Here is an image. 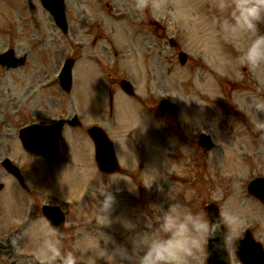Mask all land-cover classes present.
I'll list each match as a JSON object with an SVG mask.
<instances>
[{
  "label": "rangeland",
  "instance_id": "374dc122",
  "mask_svg": "<svg viewBox=\"0 0 264 264\" xmlns=\"http://www.w3.org/2000/svg\"><path fill=\"white\" fill-rule=\"evenodd\" d=\"M33 2L36 11L28 8V0H0V52L13 47L19 54L23 51H29L31 57L45 58V61L40 64L41 69L36 72V76L34 72L29 71L32 68L30 62L23 69L13 71L11 75L0 70V132L4 131L2 135L6 136L7 139H3L4 149L8 147V141L12 143L14 140H18V132L23 126L35 121L31 112L34 105L28 99V95L33 89H39L37 81L39 82V80L57 71L64 50L65 41L61 32L57 31L51 23L50 17L42 9L39 1L33 0ZM220 3L221 0H145L144 4H134L133 10H138V6L140 11L141 9L144 10L147 5L145 9L146 19L149 21L153 19L162 24L169 36H174L184 49L189 48L188 50L192 52L191 56L196 57V55L203 53V55L207 54L210 59L213 58L212 63L210 60L208 61L215 72L211 75V72L209 74L206 69L197 67L200 72L195 80L190 81L192 80L190 73L179 71L178 69L181 67L176 64L175 68L170 67L171 70L166 69L164 71L167 77L166 81H162L161 76H159V85L162 87L163 84L165 88L164 94L167 95L169 89L173 87L171 93L178 97L174 101L180 103V101L185 100L191 102V106L189 108L184 107V112L190 110L187 112V116L178 109V115L175 117V123L171 129L170 126L161 122L162 125L158 133H155L154 119L145 112L134 108L140 105L137 101L124 96L116 99L113 114L117 122L121 123L125 119L128 120L125 115L128 110V113L135 119L121 129L114 131L111 129L109 132L114 134V141L117 140L116 150L118 154L120 153L119 146L123 147L124 153L119 154L121 166L125 172L134 168L131 172L134 173L136 179V182L132 183L128 180L127 175L120 174L119 179L110 184V190L116 195V201L111 210V225L118 232L120 239L115 238L118 242L127 243L128 238L134 232L144 230L146 218L151 216L154 218L156 215V210L152 206L162 204L167 207L169 196H171L173 199L180 200L194 208L204 209V205L208 202H217L222 214L225 211H233L241 216V223L235 228L226 224L228 231L236 233V238L241 237L242 229L246 225H252L255 237L264 243V205L261 202L250 201L255 199L247 194L249 182L257 175H264V134L259 136L253 131L255 125L264 124V111H258L253 106L254 101L258 98L264 99V64L251 67L247 64H240L236 60L240 47L247 43L249 37L247 35L234 37L223 29L221 20L227 14V10L221 9ZM193 4L195 6L191 9ZM103 9L99 8L90 12L100 17H106L107 20H109L107 15H112L115 18H113L112 31L118 48L123 49L125 47H121L123 43L132 44L136 42L138 45L133 52H129L131 53L130 61H135L128 67L131 69L130 71L135 69V72L129 75H132L136 81L138 87L136 93H139L140 96L147 95L146 98L149 100L146 104L151 110H154L151 108L152 103L150 101L152 98L156 99L162 90L157 91L154 80L149 81L147 69L139 70L143 58L139 49V42L145 41L144 43L150 44V38L156 34V29L149 26V33L145 39L142 37L145 35L138 34V29L133 27L130 22L120 21L115 12L111 13L108 9L105 11ZM185 9L187 12L184 11ZM189 10L191 11L189 12ZM72 13L75 14L73 8ZM258 27L260 31L264 32V22H260ZM168 35H166L167 38ZM194 36L197 37L193 38ZM46 48L47 52L43 55L42 51L44 52ZM164 49L166 52H171L166 43ZM122 51L120 50L121 54ZM152 51L155 50L152 49L149 56L156 55ZM167 63L168 61H163V67ZM190 64L191 68L195 66L191 62L187 67L188 69ZM127 65L126 60L121 61L118 64L119 68H115L113 77L123 78L128 75L129 70H122ZM91 66L92 64L89 65L86 59H82L78 64L75 69L76 90L71 93L69 98L62 94L63 92L57 86L46 91H40V95L54 96L55 100H61V104L64 102L62 101L63 98L66 99L68 103H63L64 108L72 107L69 99L76 104L86 106L94 118H99L94 119V121L102 122L107 127L110 120L108 118L101 119L100 110L104 107L107 113H111L109 94L99 84L98 76L93 70L94 65L92 69ZM115 66L117 65L115 64ZM242 67L247 72H243ZM38 72H43L45 75L42 74L39 78V76L37 77ZM99 73L102 75L100 70ZM13 83L18 84L14 88V92L10 94L11 97L8 98L6 95L7 87L3 85H13ZM30 84L31 86H29ZM97 89H99L98 95ZM114 89L120 90V87H114ZM11 91H13L12 88ZM146 98H144V102ZM12 100L17 101L15 107L17 104L19 105V116H13L6 109L8 107L7 102H12ZM40 105H43L42 101H40ZM48 107L46 105L45 110ZM58 111L53 112L51 110V113H46L44 116L50 118L59 113ZM41 112H44V109ZM155 113L159 117V109ZM169 115L171 116L170 113ZM88 116L87 119L83 116L85 127L93 122V117ZM139 118L145 123L144 128ZM138 127L147 135L154 133L156 140H147L142 145L143 138ZM204 127L214 131L215 138L221 143L218 149L211 150L205 156H203V151L198 144H193L195 139L192 138L195 129L199 130ZM83 131L85 128L79 129L81 135ZM14 136L16 139H12ZM175 137L178 139L177 144H175L177 150L172 152L168 150V143H173ZM185 142L189 143L183 147ZM20 148L21 154L15 151L17 158L23 162L27 161L25 158L27 155L23 152L22 146ZM129 148L131 150L136 148L134 150L135 156L130 153ZM94 150L93 142L90 143L85 137H81L70 149L65 150L63 148L53 157L32 156L33 158H29L32 161L34 173H37L34 179L37 182L36 187L40 190L44 187L45 191L55 193L58 196L80 197L77 207L70 210L80 211L89 221H92V224L100 223L94 215L93 204L95 199L91 195L92 189L98 184L96 178L100 177L105 184H108L109 177L116 179L118 176L108 177L97 172L98 169L93 158ZM245 152L246 156L243 157L242 154ZM56 159H63V161L55 165ZM206 175L211 176V179L208 180ZM0 180L6 183V189L10 192L13 188L12 182L9 179L0 178ZM41 192L38 191L37 193L39 205L47 199ZM25 197L27 194L23 191L16 192L14 206L12 200L9 199L6 203L4 220H0V229H6L16 206L26 205L24 203ZM190 200L191 202H189ZM17 211L21 215L22 207L19 206ZM1 212L2 205H0ZM9 216L10 218L5 220ZM75 222L77 221L73 215L67 221L68 227L76 225ZM114 222L116 223L114 224ZM125 222H130L136 227L128 229L125 227ZM45 224L46 222L39 212L31 233L32 236L36 235V240L37 237H43ZM78 225L83 226V222L78 220ZM102 232L97 230L91 235L99 236L102 235ZM38 241L40 242L39 239ZM35 244L36 242L31 248L36 249L38 253L41 252L40 245L37 244L39 248H35ZM79 246L80 248L77 246V249L83 252L81 264H111L110 257L107 259L94 257V253L88 249L84 240ZM101 247H105L103 241H101ZM107 247L110 249L112 246L109 244ZM229 253L232 264H241L233 248L229 247ZM41 255L45 256L42 252ZM206 257L205 246L199 260L190 258L189 264H205ZM0 264H3L2 260H0Z\"/></svg>",
  "mask_w": 264,
  "mask_h": 264
},
{
  "label": "clouds",
  "instance_id": "9594fccd",
  "mask_svg": "<svg viewBox=\"0 0 264 264\" xmlns=\"http://www.w3.org/2000/svg\"><path fill=\"white\" fill-rule=\"evenodd\" d=\"M219 7L227 10L221 20L223 29L234 37H249L240 47L236 60L251 67L264 64V32L258 27L264 22V0H221ZM253 106L264 111V99L258 98ZM96 179L98 184L91 191L95 199L94 215L101 225H110L111 210L116 201L110 184L116 179L109 177L108 184L100 177ZM152 207L156 210L155 217H147L145 229L134 232L127 243L118 242L102 231V235L85 234L82 239L94 257H110L111 264H189L190 258L199 260L205 246L212 242L221 249L225 246L239 248L236 233L225 227L227 224L235 228L241 223L242 218L236 212L225 211L222 216L214 217L206 209L194 208L171 196L167 207L162 204ZM125 227L133 229L136 226L125 222ZM69 236L62 225L46 222L40 241L41 252L53 264H78L79 257L75 252L62 247ZM101 241L105 247H101Z\"/></svg>",
  "mask_w": 264,
  "mask_h": 264
},
{
  "label": "water",
  "instance_id": "95a60500",
  "mask_svg": "<svg viewBox=\"0 0 264 264\" xmlns=\"http://www.w3.org/2000/svg\"><path fill=\"white\" fill-rule=\"evenodd\" d=\"M125 88L128 90V88L125 86ZM98 139L101 140V134L98 133L96 135ZM23 139L25 140V144L28 148L33 149V146H36L37 144L31 143V141L23 134ZM104 145V143L102 144ZM99 147H102L101 144ZM102 149V148H101ZM113 163L111 160L109 162H105L101 164V167L105 171H111L112 167L110 166ZM264 186V184H262ZM253 194H256L257 196L261 197L264 200V196L258 193L256 190L251 189ZM208 212L212 216H217L218 211L215 206L210 205L208 207ZM210 251H211V256L213 254L214 261L213 264H229L228 263V258H227V253H226V246L221 249L220 247L217 246L216 242L210 243ZM247 250H249V254L247 253ZM262 247L258 246L257 243L254 242L251 236L248 235V239L243 241L241 244H239V248L237 249L239 257H241L242 260H244L245 264H264V254L261 253Z\"/></svg>",
  "mask_w": 264,
  "mask_h": 264
}]
</instances>
